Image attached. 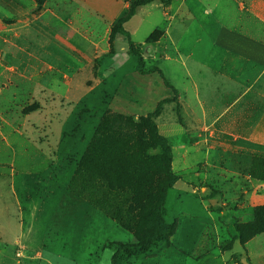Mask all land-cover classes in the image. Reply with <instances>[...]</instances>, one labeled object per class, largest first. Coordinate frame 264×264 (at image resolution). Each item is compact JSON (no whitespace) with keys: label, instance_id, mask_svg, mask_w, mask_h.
<instances>
[{"label":"rangeland","instance_id":"374dc122","mask_svg":"<svg viewBox=\"0 0 264 264\" xmlns=\"http://www.w3.org/2000/svg\"><path fill=\"white\" fill-rule=\"evenodd\" d=\"M46 2L0 0V126L9 138L0 154V243L8 245L0 264H144L160 248L189 250L186 236H192L201 264H264V128L263 133L258 129L263 144L259 137L255 144L248 132L241 154L221 127H197L159 66L161 58L176 55L162 29L154 42L134 44L142 68L152 73H139V62L119 31L111 40V29L109 53L93 55L98 69L124 47L122 56L133 61L126 70L141 75L140 80L146 76L148 82H158L156 91H145L143 82L130 77L121 89L108 79L95 88L92 79L95 89L71 91L67 104L56 93L34 96L38 81L21 75L27 65L20 64L22 54L14 47L21 37L16 22L19 15L32 19L42 13ZM216 2L220 16L228 1ZM37 22L47 23L48 17ZM65 80L57 75L39 81L63 91V84L71 82ZM173 81L182 86V77ZM158 106L160 115L151 117ZM35 115L42 122L39 128H31ZM56 117L63 121L62 129H57ZM60 132V142L53 144ZM31 134L48 154L42 152L40 165L21 173L27 166L20 164L27 161L18 151ZM91 147L98 154V170L87 161L83 165ZM103 173L114 175L116 184H107ZM170 181L163 216L174 232L169 243L139 254L159 227L156 201Z\"/></svg>","mask_w":264,"mask_h":264},{"label":"crops","instance_id":"0c3cea01","mask_svg":"<svg viewBox=\"0 0 264 264\" xmlns=\"http://www.w3.org/2000/svg\"><path fill=\"white\" fill-rule=\"evenodd\" d=\"M216 1L172 0L165 7L162 2L154 0L137 9L135 16L125 23V30L136 45H144L157 29L166 33L176 55L161 58L159 66L179 92L186 114L197 127L211 128L212 131L221 127L233 138V144L242 154L241 145H245L243 142L247 141L248 132L254 136L255 144L258 137L263 144L264 0H227L228 5L219 10L220 16L216 13L219 8ZM129 6L124 0H47L44 11L34 13L32 19L19 15L16 28L21 37L14 47L22 54L20 64L27 65L21 68V75L28 78L30 74L32 80L38 81L33 84V95L40 97L45 93H56L67 104L68 94L73 90L92 91L99 87L101 80L107 79L117 81L121 89L130 77L143 82L145 91L161 88L154 78L155 83L152 84V79L148 82V77L143 76L144 81L140 80L141 75L126 70L129 67L126 63L133 61L131 57L122 56V53L127 54L124 47L123 51L116 50L114 55H108L101 67L95 69L93 55L109 53L112 26L125 15ZM45 15L48 22L38 23ZM117 43L114 42L115 49ZM168 63L170 67L166 70L165 64ZM57 75L66 82L71 81L63 84V91H53L50 86L40 84L42 76L56 80ZM177 75L183 79L180 88L173 81ZM92 79L97 80L95 88L89 84ZM55 119L59 125L57 129H62L63 121ZM34 120L31 128H39L42 124L39 115H35ZM2 128L0 126V145L4 148L0 149V154L5 146L8 147L9 139ZM258 129L262 130L260 136ZM61 134L52 139L53 144L60 142ZM38 140L31 134L26 137L22 149L18 151V145L14 146L15 158L19 152V158L27 161L20 164L27 166L21 173H28L35 165L39 166L42 152L48 154L43 151H47L46 147L41 150L42 144ZM186 237L190 240L189 250L172 252L171 249L160 248L156 251L157 257L146 258L144 264H201L194 256L198 250L192 236ZM7 247V243L1 242L0 253H5Z\"/></svg>","mask_w":264,"mask_h":264},{"label":"trees","instance_id":"16d2710c","mask_svg":"<svg viewBox=\"0 0 264 264\" xmlns=\"http://www.w3.org/2000/svg\"><path fill=\"white\" fill-rule=\"evenodd\" d=\"M125 2H128L130 4L127 12L125 15H123L117 23L113 26L112 28V34H111V40L114 39L115 33L117 31L121 32V34L126 35L127 37V42L129 46V53L133 56H135L139 62L140 68H138V71L141 75H146L149 73H152L153 71H145L142 67L144 65V60L143 57L138 53L136 50V46L134 45L133 41L130 38V34L124 29V24L127 23L129 20H131L132 17L135 16L137 9L143 5H146L148 3H151L154 0H124ZM163 4L165 7L169 6L171 3V0H162ZM160 31L156 30L154 31L149 38L147 39V43H152L154 39L157 38L158 35H160ZM154 42V41H153ZM162 74V73H161ZM165 80V79H164ZM165 82L168 84V82L165 80ZM161 111V107L158 106L155 110V113L152 116H159ZM93 157V159H92ZM98 157V154L92 150V147L88 150L87 155H85L83 159V165L84 162L87 161V163H92L93 164V169L98 170V163L96 161ZM106 176V177H105ZM102 177L105 179L106 183L109 184L110 186H114L116 184V178L114 175H111L110 173H103ZM173 181H170L162 191V196L161 198L156 201L157 202V207L155 209V218L157 220V223L159 227L156 229L155 234L148 239V242L145 244L141 245L139 254H148L151 252L153 249H150L151 246L154 244H159V243H169V237L173 234L174 226L171 223H168L164 219V201L166 198V194L168 189L172 187Z\"/></svg>","mask_w":264,"mask_h":264}]
</instances>
